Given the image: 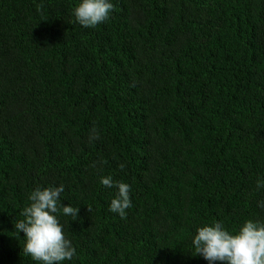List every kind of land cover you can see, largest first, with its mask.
Instances as JSON below:
<instances>
[{
	"label": "trees",
	"instance_id": "obj_1",
	"mask_svg": "<svg viewBox=\"0 0 264 264\" xmlns=\"http://www.w3.org/2000/svg\"><path fill=\"white\" fill-rule=\"evenodd\" d=\"M110 2L84 27L80 0H0V264H42L15 230L37 187L79 210L59 264H209L197 228L264 223V0Z\"/></svg>",
	"mask_w": 264,
	"mask_h": 264
},
{
	"label": "clouds",
	"instance_id": "obj_2",
	"mask_svg": "<svg viewBox=\"0 0 264 264\" xmlns=\"http://www.w3.org/2000/svg\"><path fill=\"white\" fill-rule=\"evenodd\" d=\"M110 0H80L74 9L76 22L84 27H95L105 22L113 10ZM99 139L95 127L89 133V142ZM123 170L124 165H120ZM101 184L115 187L117 192L111 199L109 210L126 218V210L132 207L131 187L111 177L101 178ZM257 188L264 187V181H257ZM64 186L37 187L29 196L30 205L21 215L24 219L15 223L17 233L25 237L23 251L33 260L42 264H59L71 260L76 254L71 241L64 235L63 226L57 219L64 215L78 219V208L61 202ZM264 208V202H258ZM89 213L91 209L87 207ZM194 255L202 256L209 264H264V223L246 220L235 233H229L220 222L204 225L196 229L192 239Z\"/></svg>",
	"mask_w": 264,
	"mask_h": 264
}]
</instances>
